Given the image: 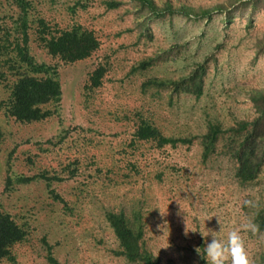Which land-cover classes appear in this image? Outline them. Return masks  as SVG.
Returning a JSON list of instances; mask_svg holds the SVG:
<instances>
[{
	"label": "rangeland",
	"instance_id": "obj_1",
	"mask_svg": "<svg viewBox=\"0 0 264 264\" xmlns=\"http://www.w3.org/2000/svg\"><path fill=\"white\" fill-rule=\"evenodd\" d=\"M149 1L155 9L137 0H35L36 14L52 28L80 25L99 47L65 63L30 44L38 63L56 69L62 95L39 122L0 112V212L26 231L0 264H129L117 254L109 212L141 224L160 264H207L209 230L226 240L264 211V168L240 185L219 149L203 159L201 139L210 125L227 129L255 117L250 95L264 90V54L256 46L264 11L251 14L249 0ZM200 66L199 97L174 91L173 83ZM96 68L104 75L92 88ZM6 96L0 89V100ZM141 120L190 141H138ZM245 199L258 206H244ZM241 235L257 264L264 232Z\"/></svg>",
	"mask_w": 264,
	"mask_h": 264
},
{
	"label": "trees",
	"instance_id": "obj_2",
	"mask_svg": "<svg viewBox=\"0 0 264 264\" xmlns=\"http://www.w3.org/2000/svg\"><path fill=\"white\" fill-rule=\"evenodd\" d=\"M137 1L142 7L155 9L149 0ZM246 6L251 14L264 11V0H249ZM36 10L35 0H0V89L7 93L6 98L0 100V112L4 110L8 117L24 124L50 117L52 111L46 106L59 104L62 95L56 69L36 61L31 42L65 63L84 60L99 47V40L92 31L80 25L52 28ZM231 14L226 17L228 22ZM256 46L257 53L264 54V38ZM157 60L163 61L161 56ZM103 75V69L96 68L88 79L90 87H99ZM204 75L205 68L198 67L189 77L173 83L174 91L199 97ZM250 101L255 113L251 121H240L227 129L210 125L201 137L203 159L219 149L234 163V177L240 185L253 182L264 168V90L252 91ZM134 136L138 141L155 142L159 147L169 144L175 147L177 143L190 141L165 137L144 120L137 125ZM18 181L30 180L20 178ZM106 220L118 242L119 256L129 264H160L159 257L146 248L139 222L128 219L123 212H109ZM255 223L260 226V232H264V211L256 216ZM25 237V229L9 214L0 212V261L9 259L12 247ZM201 264L205 262L202 260ZM257 264H264V252Z\"/></svg>",
	"mask_w": 264,
	"mask_h": 264
},
{
	"label": "clouds",
	"instance_id": "obj_3",
	"mask_svg": "<svg viewBox=\"0 0 264 264\" xmlns=\"http://www.w3.org/2000/svg\"><path fill=\"white\" fill-rule=\"evenodd\" d=\"M243 205L252 208L258 206L256 201L250 199L243 200ZM241 231L251 232L255 235L260 232V226L253 219L246 218L238 228H233L227 233L226 240L218 239L215 232L209 230L211 240L204 248L207 264H226V262L229 264H255L246 249ZM187 232L185 231V234Z\"/></svg>",
	"mask_w": 264,
	"mask_h": 264
}]
</instances>
